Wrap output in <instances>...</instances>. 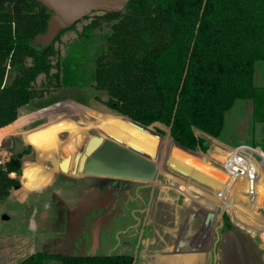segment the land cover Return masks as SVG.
Returning a JSON list of instances; mask_svg holds the SVG:
<instances>
[{"label": "trees", "instance_id": "obj_1", "mask_svg": "<svg viewBox=\"0 0 264 264\" xmlns=\"http://www.w3.org/2000/svg\"><path fill=\"white\" fill-rule=\"evenodd\" d=\"M50 16L39 0H0V144L5 131L8 135L22 124L16 120L22 107L63 84L61 48L55 42L66 30H76V24L61 30L52 42L40 44L37 35L45 31ZM110 18L115 22L103 50L94 57L93 74L96 88L105 90L108 98L96 97L112 112L160 136L169 129L179 146L205 152L210 148L208 139L197 130L222 136L235 103L256 99L255 69L264 62V0H129L122 11L95 15L84 28L99 27ZM40 75L43 80L38 85ZM113 120L129 123L117 116L110 123ZM53 145L57 146L56 140ZM19 156L13 155L0 168V200L19 183L10 176L13 171L28 178L40 174L34 171L37 161L28 160L22 171ZM56 160L53 168L59 172L64 160ZM132 231L125 234L133 244ZM233 231L221 234L218 241L224 254L221 264L232 260L253 264V252L247 253L250 247L239 238L251 243L249 234ZM35 252L22 264H45L46 252ZM54 256L59 264H132L134 260L127 253Z\"/></svg>", "mask_w": 264, "mask_h": 264}, {"label": "rangeland", "instance_id": "obj_2", "mask_svg": "<svg viewBox=\"0 0 264 264\" xmlns=\"http://www.w3.org/2000/svg\"><path fill=\"white\" fill-rule=\"evenodd\" d=\"M103 13L102 11H94L89 19H82L76 23V30H66L60 36L59 40L55 42V46L61 48L62 86L55 91L49 90L45 93L44 98H36L27 104V106L21 108L18 112V118L22 124L18 129H15L13 133H10L6 140L0 144V159H3V163H0V168L5 166L6 162L11 159L13 155H20L19 158L22 162V171L24 164L28 160L33 162L37 161L36 163H38V166L46 170V172H41L40 169H37L36 171L40 174L36 178L21 176L24 178L23 183L26 187L31 189V192L23 197L25 203L28 200V205H25L24 216L18 224H14L13 220L10 224H2L5 227H1L0 225L1 230H3V238H0V264H22L26 262L31 255L36 253L35 251L38 249H42L46 252L47 256H49L45 264H59L60 261L54 256L56 254L70 257V255L82 256L83 254H117L114 252L132 250L134 251V257L136 255L137 251L134 248L139 244V238L144 235L141 225L143 220L146 219L144 215L145 211L147 213V208L150 203L149 193L152 183L132 180V188L123 193L121 200L119 199L117 203L115 211L107 217L100 219L99 216L107 209L111 201L110 187L112 186H106L108 187L107 189L104 188V186H93L92 189H88V191L84 189L85 187H78V189L74 191L75 188L73 187L80 184L82 174H76L73 170L62 172L61 168L58 172L57 169L52 167L53 163L51 162L52 158H60L62 161L64 160L62 157L65 159L67 158L63 155L62 157L59 156L63 151V147H53L55 146L53 143L56 139L60 141V145L64 144L66 148H69L66 155H68V157L71 156V163L74 168L75 157L84 150V145L91 136L103 134L109 137H117V135L121 134L118 122L113 120L111 121L112 126H107L106 124L103 127H98L96 124V116L93 117V115H88L83 112L84 109L80 107L76 109L78 106L83 105L93 109L95 112L97 110L107 114L106 116H108V113H111L110 109L96 97L99 96L103 99L108 98L105 90L98 89L95 86L93 62L96 54L103 50L105 40L112 31L111 24L115 22V19L110 18L108 21L103 20L100 26L96 28H84V25L88 24L95 15H101ZM254 76L256 84L259 86L258 88L264 87V62H259L257 64ZM41 80H43L42 75L37 79L38 85L41 84ZM44 102L47 104L41 108L40 104H45ZM254 108L255 99L250 101L238 100L230 112H228L225 135L233 139L232 142H236L234 144H225L222 142L221 137H213L201 129L197 130L199 135L201 134L208 139L210 146L205 152L191 150L199 157L200 163L202 162L206 168L212 169L213 172L215 171L216 174L221 177L220 172H222V168L220 167V163L216 165L218 159L222 158L220 152L235 148V146L242 144L241 141L248 144L260 143L264 146V122H261L264 121V112L261 111L262 114H260L262 120L257 119ZM115 115L126 120L127 123L129 122L128 124L132 123L133 126H135L134 129L136 132H133L132 129L130 131L133 132L134 135H140L143 140L141 144L149 151L146 149L143 150L138 144L133 143L135 141H131L133 138L129 130L126 131L127 133L123 134L124 139H127L124 140L123 143L141 149L146 154L161 162L165 171L187 182L186 186L184 184V187H179V185L175 183L180 184V182L174 181L171 177L164 175L159 177L158 186L161 184H168L172 186L171 190L176 191L178 195L182 191H186V193L190 194L189 196L193 198L189 201L191 204L187 201L186 206L183 205V210H180L179 214L183 212L181 215H187L188 218H186V220H189V213L194 215L195 212L193 211L194 209H192L193 206H196L197 209L195 210L201 211L202 214H205V211L208 210L206 207L207 204L214 210L212 212L216 214V219L214 221L216 227L213 238L211 232L207 231L205 234H200L201 231L199 232L196 229V234L193 235V238H197V246L201 247L196 246V249L192 251L198 252L199 257L205 255L206 264H221L224 254H222V249L218 242L220 236L221 234L225 235L226 232L234 234L233 230L238 229L246 231L250 236L251 243L246 241L243 236L236 233V235H240L239 238L243 239L247 246L253 249L250 250V248L246 246L247 253L252 254L253 252L254 254L253 264H256L255 255L258 256V261H261L260 254L263 255L261 264H264V228L261 230H253L244 228L238 224V222L233 219L232 209L225 206L224 199L222 200L216 195L212 186L191 177L187 171L170 161L169 157L172 150L174 146H178V144H176L171 137L166 141L169 130L165 136L161 135L159 137L158 143L155 146L156 149L152 151L151 143H148V140L152 142L151 138L156 134L154 130L149 127V130H145L143 127L137 126L135 121L131 118L129 119L127 116L121 114ZM62 116L69 117L73 120L72 131L68 133L65 127L61 132L55 131L54 133L56 135L54 134L48 137L50 140L54 141H52V146L45 149L48 140H46L45 136L47 130L42 133L43 131L40 130V128L44 129L45 126H47L46 122H54V119ZM113 117L116 118V116H112L111 119H113ZM66 121H68V119ZM67 123L68 122H65V124ZM50 128H53V126ZM13 135L22 136V138H24L26 141L25 148L28 145L27 142L32 141L33 145H31L34 146L35 149H29L28 152L25 151L26 149H23L20 153L13 154L12 151H10L13 145ZM48 143L50 146V142ZM75 143H77L76 147ZM48 155H50V159L45 158ZM205 155H209L210 158L204 157ZM224 175L227 179L228 177L226 174ZM10 176L18 178L19 183H21L20 174L14 172L11 173ZM225 178L221 177V179ZM52 181L53 183H51ZM239 182L240 181H236V184ZM236 184L233 187L234 191H236ZM239 186L243 187V184ZM180 189H182V191ZM22 190L25 192L24 188ZM15 191L13 186L10 194ZM262 191H264V188H262L261 192ZM263 194L264 192L261 194L263 197L257 201L253 210L261 216L264 223ZM228 197H231V199L233 198L237 203V209L240 211L243 210L247 214L254 215L252 211L250 212L246 209L245 206L248 204V201L244 196L236 192L233 194L230 192L228 193ZM207 201L210 204L207 203ZM77 202H79V205H77ZM153 203H155V200ZM6 206L8 209L13 210L17 206V203L14 201L10 205L7 203ZM187 206L189 208H187ZM169 212L171 213V211ZM225 220L230 221L229 223L233 225L231 229H226V227L223 226ZM155 222V218L154 222H148V227H146L147 233L141 238V247H143V251H146L147 248L149 249L152 243L156 241H154L155 233L151 231V227ZM5 223H7V221ZM132 223L134 224L133 226H131ZM217 225L220 227L218 228ZM178 229L181 232L182 226ZM178 229L177 233L180 235ZM131 230H133L132 232L134 235V241L132 240L133 244L130 241L131 237L125 234L131 233ZM189 232L190 230L188 233ZM212 239L213 242H211ZM255 240H259L258 244L255 243ZM260 240L262 242V248L259 247ZM41 241L44 243L39 245ZM149 241H152V243L150 244ZM145 242H148L147 245L149 247L144 245L146 244ZM203 245L205 247H203ZM192 246V242L191 244H187V248H191ZM152 248H154L153 245ZM141 261V257H138L136 264L141 263ZM241 261H245V258H242ZM231 262L234 264V260ZM27 264H31V262Z\"/></svg>", "mask_w": 264, "mask_h": 264}, {"label": "crops", "instance_id": "obj_3", "mask_svg": "<svg viewBox=\"0 0 264 264\" xmlns=\"http://www.w3.org/2000/svg\"><path fill=\"white\" fill-rule=\"evenodd\" d=\"M256 93H257V95H256V99H255V108H254L255 116H256L257 119L262 120L260 114H262L261 111L264 112L263 111L264 110V87L257 88ZM46 104L47 103H45L43 105L40 104L41 108L44 107ZM79 107L84 109L83 112L87 113L88 115L90 114V115H93V117H95V116L97 117L96 124H97L98 127H103L106 124H107V126H109V125L112 126V123H109V120H111L110 116H113V114H117V113L112 112L110 110L111 113H108V116H106L107 114L101 113L100 111H97V110L95 112L93 109H91V108H89L87 106H83V105L78 106V108H76V109H79ZM93 112H95V113H93ZM66 118L68 119V121H66L67 120ZM18 119L19 118H17L16 120H18ZM54 120L55 121L51 122V123H48L49 121L46 122L47 126H45L44 129L40 128V130L43 131L42 133H44L47 130L45 136H46V140L47 139L48 140H47L45 149L50 148L52 146V141L53 140H50V138H48V137L53 136L55 134L54 133L55 131L56 132H59V131L61 132L62 129L65 127V129H67V132L70 133L72 131V128H73V120L71 118H69V117L62 116V117H59V118L54 119ZM65 122H68V123L65 124ZM261 122H264V121H261ZM10 123H12V122H10ZM118 124H119V127H120V129L119 128L118 129H119V131H120V133L122 135L127 133L126 132L127 130H129V132H131L130 131L131 129H132L133 132H136L135 129H134L135 126H133L132 123L131 124H125L123 122L122 123L118 122ZM135 124H137V123L135 122ZM39 125H41V124H39ZM51 126H53V128H50ZM18 127H20V126H18ZM133 132L130 133L132 138H133L131 141H135L133 143L138 144L140 148L145 150L146 149L145 146L143 144H141V142L143 143V140L141 139L140 135H137V134L134 135ZM5 133H6V131H5ZM5 133L1 135V138L3 137V142L10 135V134L7 135ZM10 133H13V131H11ZM121 134L117 135V137L116 136H114V137L119 139V140H121V141L127 140V139H124V137L122 139V135ZM20 137L22 138V136H20ZM218 137H221L222 138V142H224L225 144H234V143H236V142L233 143L232 142L233 139H231L227 135H225V132L223 133L222 136H218ZM260 138H262V137H260ZM22 139H23V142L25 144L26 141L24 140V138H22ZM139 139H140V141H139ZM151 139H152V142H150L148 140V143H151L152 151H154L156 149L155 146L158 143L159 136L157 134H155V136L153 138H151ZM48 142H50V146H49ZM241 142H242V144H248V143H244L243 141H241ZM27 143H28V145L26 146V148L24 146V149H28L29 146L31 147L30 149L34 148V146H32L33 145L32 141L31 142L28 141ZM56 143H57V148H59L60 146L63 147V151L60 154H61V156L62 155L65 156L66 152H67V150L69 148H66V146L64 144L60 145V141L57 140V139H56ZM71 143H72V140H71ZM252 144L263 146L260 143H251L249 145H252ZM76 145H77V143H75V147H76ZM146 146H148V145H146ZM146 150H148V149H146ZM64 151H65V153H64ZM47 152H49V151H47ZM69 152H70V150H69ZM222 152H220V153H222ZM25 153H27V152H25ZM48 154H50V153H48ZM204 157L210 158L209 155H205ZM169 159H170V161H172V163L174 162V164H177L178 167H180L181 169L187 171L188 174L191 177H194L195 179H197L199 181L201 180L204 183L212 186V188H213L214 192L216 193V195L218 197H220L222 200L224 199L225 206L232 209L233 219L236 222H238V224H240L244 228L253 229V230L254 229L261 230V229L264 228V226H263L264 223L262 221L261 216L258 215L255 212V210H253L255 205H256V203H257V201H259L263 197V196H261V194L264 191L261 192V190H262V188H264V171L260 170V174H259V176L257 178L258 180L255 181L251 191H249V186H248L249 183L247 182V179H241L240 182L236 184V188H235L236 191H234L233 187H234L236 182L230 181L229 178L226 179L225 175H224V174H226V172H224V170H222V172H220V173H221V177H223L225 179H221V177L218 174H216L215 171L213 172L212 169L206 168V166H204V164L202 162L200 163L199 157L195 153H193L190 149H187L186 147H180V146L175 145L174 149L172 150V153H171ZM205 160H206V158H205ZM28 163H29V161L25 164L27 167L29 166ZM217 164H219V163H216V165ZM70 167H71L70 170H72L73 169L72 163H71ZM34 168H35V171L37 169H40L41 172H46V170L44 168H41L40 166H35ZM217 168H218V166H217ZM220 170H221V168H220ZM12 173H14V171ZM72 176H74V175H72ZM226 176H227V174H226ZM23 177H20L21 178V183L16 184V185H19V187H16V186L13 185L16 191L12 192L7 197H5L4 199L0 200V225H1V227L2 226L5 227L2 224H8V223L10 224V223L13 222V220H14V222H13L14 224H18L21 221L22 217L24 216V211H25L24 207H25V205H28V203H27L28 200L25 203V199H23V197H24V195H26L29 192H31V189L30 188L28 189L26 187V185L23 183V179H24ZM54 180H55V178H54ZM53 181L51 183H53ZM176 182H180V181H176ZM175 184L179 185V187H184L183 185L185 184V186H186L187 182L184 183V184L181 183V182H180V184L179 183H175ZM241 184H243V187L239 186ZM160 186L166 187V195H165L163 201L167 200L166 199L167 197H168V199H170V201H171V213L168 212L165 215L164 226L162 227L163 229H165L164 232L167 233L166 237L164 238V240H165L164 246H163L164 249H162L160 251L159 250L157 251L156 255H158L157 256L158 261H156V263H153V264H172L171 263L172 260L170 258L172 257L171 255H173L172 254L173 252H177V251H187L188 252L190 250L196 249L198 240H196L197 238L196 239L193 238V235L196 234L195 233L196 229L199 232L201 231L200 234H203V233L205 234V233H207V231L211 232L212 238H213V235L215 233L214 230H215V227H216V224L214 223V221L216 219V214H215L214 218L212 217V219L211 218L208 219V216H209L208 213L214 211L213 209H211L208 206V204L206 206L208 208V210L205 211V214H202L201 211H199V210H195L197 208H196V206H193L192 209H194L193 211H195L194 215L189 213V215H190L189 216V220H186V218H188V216L187 215H185V216L181 215L183 212L181 214H179L180 213L179 211L183 210V205L186 206V202L187 201L189 203V201H191L193 199V198H191L189 196L190 194L186 193V191L183 192L182 189H180L182 192L178 195V193H176V191L171 190L172 186H169L168 184L167 185L166 184H161ZM158 187L156 188L155 195H156V192L158 190ZM23 188L25 189V192H23V190H22ZM189 190L192 191L191 189H189ZM230 192L232 194L236 192V193L244 196L247 199V201H248V204L245 206L246 209L248 211H250V212L252 211V213H254V215L247 214L243 210L240 211L239 209H237V206H236L237 203L233 200V198L231 199V197H228V193H230ZM14 201H16V203H17V206L15 207V209H13V210L8 209L6 204L8 203L10 205ZM155 202L158 203L159 200L156 199ZM160 202H162V201H160ZM77 203H78L77 205H79V202H77ZM207 203H209V202L207 201ZM189 204H191V203H189ZM187 208H189V207L187 206ZM3 214L9 215V219H3L2 218ZM200 215H203V216H200ZM146 218H147V216H146ZM6 221H7V223H5ZM143 221H145V220H143ZM133 225L134 224L132 223L131 226H133ZM181 226H182V229H181V232H180V230L178 228L181 227ZM223 226L226 227V229H231L233 227V225L229 224V221H227V220H225V224ZM177 229H178L180 235H178ZM189 230H190V232L188 233ZM2 231L3 230H1V228H0V238H3V235H2L3 232ZM131 236H133V235H131ZM142 237H144V235H142L139 238L140 241H141ZM192 238H193V240H191ZM167 239H170L171 242L168 243ZM162 241H163V239H162ZM162 241H160V242H162ZM178 242H179L181 247L177 250L173 244L178 243ZM187 242L190 243V244L192 242L193 246L191 248H187V244H188ZM211 242H213V239H212ZM138 243L139 244H137L136 248H134L137 251V257L136 256L134 257L135 264L138 261V257H141V259H142L141 263H139V264H146L147 256H145V255L148 254V251L147 250L143 251V247H141V244H140L139 241H138ZM261 243L262 242L260 240L259 247H261ZM138 247H139V250H138ZM197 247H201V246H197ZM203 247H205V246L203 245ZM133 252L134 251H132V250H130V251H127V250L122 251L121 250V251H117V252H114V253H127V254H132L134 256ZM204 254H206V253H204ZM161 257H163V258H161ZM187 257L184 260V264H206L205 263L206 262L205 255H203V257H199V255H198L194 259H190L189 263H186L188 261ZM254 258H255V262L256 263L258 262L259 264H261L263 255L260 254V260L261 261H258L259 258H258L257 255H255ZM134 260H133V262H134ZM176 260L177 259H175V263L174 264H177ZM133 262H132V264H133Z\"/></svg>", "mask_w": 264, "mask_h": 264}, {"label": "water", "instance_id": "obj_4", "mask_svg": "<svg viewBox=\"0 0 264 264\" xmlns=\"http://www.w3.org/2000/svg\"><path fill=\"white\" fill-rule=\"evenodd\" d=\"M39 2L48 8L51 16L47 22L45 31L37 35L36 41L40 44H48L59 35L61 30L70 28L94 11L120 12L126 7L129 0H39ZM137 124L145 130H149L147 127L139 123ZM157 135L160 137L159 134ZM167 135L166 141L170 138V130ZM12 140L13 145L10 151L13 154L20 153L25 146L23 139L18 135H13ZM83 149L75 157V165L72 169L74 173L82 174L80 184L73 187L75 188L74 191L78 187H85L84 189L88 191L93 186H104L106 189L108 188L106 186H112L110 187L111 201L107 209L99 216L100 219L107 217L115 211L121 195L132 187V180L152 183L150 203L146 215L149 213L160 175L169 176L173 180L180 181L183 184L186 183L165 171L163 164L152 156L139 148L123 143V141L115 137L103 134L93 135L85 143ZM57 161L56 158L51 159V162L54 164ZM71 162V156L67 157L59 164V167L62 171L68 172L71 168ZM14 186L19 187L16 184ZM165 195L166 187L159 186L155 198L163 201ZM208 215V219L215 217L214 212H209ZM2 218L9 219V215L3 214ZM198 255L199 253L194 251H191L188 255L187 253H183V262L186 256L193 259ZM135 256L137 257V252ZM171 256V263L174 264L176 257L174 255ZM133 264H135V260Z\"/></svg>", "mask_w": 264, "mask_h": 264}, {"label": "built area", "instance_id": "obj_5", "mask_svg": "<svg viewBox=\"0 0 264 264\" xmlns=\"http://www.w3.org/2000/svg\"><path fill=\"white\" fill-rule=\"evenodd\" d=\"M220 156L222 158L218 159V163L230 181L247 179L251 191L255 181L258 180L260 170L264 171V147L239 144L229 151L220 153ZM0 163H3V159H0Z\"/></svg>", "mask_w": 264, "mask_h": 264}, {"label": "flooded vegetation", "instance_id": "obj_6", "mask_svg": "<svg viewBox=\"0 0 264 264\" xmlns=\"http://www.w3.org/2000/svg\"><path fill=\"white\" fill-rule=\"evenodd\" d=\"M151 189H152V184L150 185V193H151ZM150 193H149V198H150ZM122 196H123V194L121 195V197ZM121 197L119 198L120 200H121ZM152 199L153 200L151 202V207H150V210H149L148 215H146V211H145V215L144 216H145V218L147 216V218L145 219V221L142 222V225H141V228L143 227L142 229H143L144 235H145L147 233V228L146 227H148L147 226L148 225V222L149 221L150 222H152V221L154 222V218L156 220V222L153 223L154 224L153 225L154 227L153 226L151 227L152 228L151 231H154V233H155L154 241L155 240L156 241L154 243H152V241H149L150 244L152 243V245H153L154 248H152V245L149 247L147 245L148 242L146 244H144L145 246H148L149 247V249L147 248L148 254L146 255L147 256L146 264L156 263V261H158V258H157L158 255H156L157 252H155V251H158V250L160 251V250L164 249V247H163L164 246V242H165L164 238L166 237L167 233L164 232L165 229H163L162 227L164 225L165 215L169 211H171V201H170V199H168V197L166 198L167 200L162 201V202L159 201L158 203L157 202L153 203L154 200L156 201L155 195L153 196ZM200 216H202V215H200ZM141 228H140V230H141ZM162 239H163V241H162ZM167 240H168V243L171 242L170 239H167ZM191 240H193V238ZM160 241H162V242H160ZM140 244L142 246V240L140 241ZM173 245L175 246V248L177 250L181 247L180 244H179V242L178 243H175ZM191 251L192 250H190L188 252L187 251H177V252H173L172 254L176 257L177 264H179V263L180 264L181 263L184 264V262H183V253H187V255H188V253H191ZM187 260L188 261L186 263H189L190 258L187 257Z\"/></svg>", "mask_w": 264, "mask_h": 264}]
</instances>
